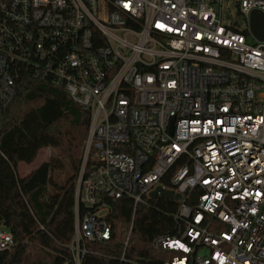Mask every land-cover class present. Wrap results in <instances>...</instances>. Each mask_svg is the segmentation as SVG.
<instances>
[{"label": "built area", "instance_id": "1", "mask_svg": "<svg viewBox=\"0 0 264 264\" xmlns=\"http://www.w3.org/2000/svg\"><path fill=\"white\" fill-rule=\"evenodd\" d=\"M238 6L245 30L223 0H0V121L28 75L90 115L74 264L110 240L117 200L158 188L180 196L175 234L152 242L164 264H264V0ZM14 245L0 224V252Z\"/></svg>", "mask_w": 264, "mask_h": 264}, {"label": "trees", "instance_id": "2", "mask_svg": "<svg viewBox=\"0 0 264 264\" xmlns=\"http://www.w3.org/2000/svg\"><path fill=\"white\" fill-rule=\"evenodd\" d=\"M89 124L90 115L53 81L29 75L19 81L0 121V224L15 242L0 252V264H74L69 244L75 180ZM46 148L57 149L74 172L63 184L52 177L63 166L54 157L25 176L18 173L20 164H32ZM177 208L164 198L136 207L129 198L117 200L109 218L110 240L89 244L82 264H164L173 254L154 249L152 242L175 234Z\"/></svg>", "mask_w": 264, "mask_h": 264}, {"label": "rangeland", "instance_id": "3", "mask_svg": "<svg viewBox=\"0 0 264 264\" xmlns=\"http://www.w3.org/2000/svg\"><path fill=\"white\" fill-rule=\"evenodd\" d=\"M241 0H223V22L228 25H235L241 30H245L247 23L245 18L239 12V3ZM83 156V155H82ZM57 158L62 163V167L56 168L52 173L54 181L59 184H63L68 178L74 175L69 163L61 157L57 149L46 148L40 151L38 157L32 164H20L18 167V173L20 176L29 174L34 167L40 162L47 161L50 158ZM78 174V173H77Z\"/></svg>", "mask_w": 264, "mask_h": 264}, {"label": "water", "instance_id": "4", "mask_svg": "<svg viewBox=\"0 0 264 264\" xmlns=\"http://www.w3.org/2000/svg\"><path fill=\"white\" fill-rule=\"evenodd\" d=\"M251 30L252 33L259 39H264V14L255 11L251 14ZM158 196L167 200H179V195H174L172 192L165 191L162 188H158L151 194V199H156Z\"/></svg>", "mask_w": 264, "mask_h": 264}, {"label": "crops", "instance_id": "5", "mask_svg": "<svg viewBox=\"0 0 264 264\" xmlns=\"http://www.w3.org/2000/svg\"><path fill=\"white\" fill-rule=\"evenodd\" d=\"M43 162H44V161H43ZM43 162H40V163L42 164ZM41 164H38L36 167H34V169H36V168H37L39 165H41ZM34 169H33V170H34ZM33 170H32V171H33ZM32 171H31V172H32ZM31 172H30V173H31Z\"/></svg>", "mask_w": 264, "mask_h": 264}]
</instances>
